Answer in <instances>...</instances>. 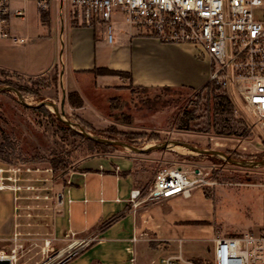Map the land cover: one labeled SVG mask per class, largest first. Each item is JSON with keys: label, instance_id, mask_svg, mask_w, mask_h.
I'll list each match as a JSON object with an SVG mask.
<instances>
[{"label": "crops", "instance_id": "0c3cea01", "mask_svg": "<svg viewBox=\"0 0 264 264\" xmlns=\"http://www.w3.org/2000/svg\"><path fill=\"white\" fill-rule=\"evenodd\" d=\"M6 1L11 37L0 39V70L26 78L59 70L67 93H78L84 101L79 109L83 113L90 106V97L84 93L88 88L97 95L124 86L119 77L98 76L92 86L82 89L78 77L93 75L98 69L127 74L138 87L199 89L208 83L209 63L196 60L181 44L158 42L131 26L117 32V44L108 43L104 24L83 26L71 15L70 6L59 0H52L45 11L39 9L36 0ZM17 11L24 16L17 17ZM98 26L103 27L99 32ZM12 37L25 42H14ZM98 113L92 107V112L87 111L88 121L96 123ZM152 155L122 150L82 160L54 188L46 182L52 195L50 191L32 194L26 187L35 185L36 178L31 179L24 169L13 172L14 166L0 160V178H5L0 186H6L0 188V252H11L23 243L19 235L27 234L29 209H39L38 216L44 217L43 229L49 230L44 229L49 234L44 250L58 252L81 245L66 264H156L162 257H155L161 252L165 257L179 255L171 251L168 238L173 229H186L178 224L203 220L202 213L192 211L191 199L204 204L205 199L195 191L189 199L174 197L132 204L131 192L146 191L152 184L153 177L144 176L140 164L151 161ZM47 194L49 199L45 198ZM57 194L62 195L60 206L53 199ZM198 231L206 235L202 229ZM241 234L234 231L235 236ZM199 235L198 240H204Z\"/></svg>", "mask_w": 264, "mask_h": 264}, {"label": "rangeland", "instance_id": "374dc122", "mask_svg": "<svg viewBox=\"0 0 264 264\" xmlns=\"http://www.w3.org/2000/svg\"><path fill=\"white\" fill-rule=\"evenodd\" d=\"M108 25L112 27L115 44L118 43L117 32L129 27L119 10L113 12L111 21L104 27L107 29ZM97 29L99 32L103 27L98 26ZM180 46L190 51L196 60L209 63L210 77L212 67L208 55L194 45ZM92 73L78 77L82 89L92 86L98 76L119 77L124 86L118 91L97 95L87 87L89 90L84 93L90 97V106L86 113L79 111L81 107L71 105L69 95L72 93H67L59 70L36 78L0 70V83L9 82L11 85L6 86L20 87L29 105L55 103L60 112L63 110L66 120L79 124L100 138L120 140L137 148L176 141L200 149L218 150L240 162L264 161V140L254 125V119L241 106L237 94H231V97L233 103L234 100L237 103L238 114L234 112V105H229L222 97V92L215 87H205L208 83L199 89L188 86L146 88L134 86L124 73L109 69H98ZM92 107L99 111L96 123L88 121L87 111L92 112ZM74 132L61 124L52 107L29 108L21 104L15 93H0V144L3 143L2 135L12 141L13 162L9 164L16 169H31V179L36 178L33 180H48L47 184L54 188L76 170V164L82 160L122 150L135 154L120 147L95 146ZM148 154H153L151 161L140 164L144 168V176L153 177L152 183L163 168L200 169L208 181L207 185L195 190L200 191L205 204L191 199L192 211L202 213L203 220L178 224L186 229L172 230L168 238L171 251L197 263L211 261L216 238L235 236L234 231L244 234L264 231V166L243 168L224 158L201 155L179 146ZM34 170L38 171L34 173ZM30 192L34 194L37 191ZM29 212L31 215L27 222L30 224L25 227L27 234L19 235L23 238V243L18 245L19 263L40 264L55 252L44 250L49 234L44 232V217L38 216L39 209H29ZM258 224L262 225L261 231L255 229ZM198 229L205 231L206 235H199ZM197 235L204 240H198ZM157 257L165 256L161 252L155 259Z\"/></svg>", "mask_w": 264, "mask_h": 264}, {"label": "built area", "instance_id": "2783aa9c", "mask_svg": "<svg viewBox=\"0 0 264 264\" xmlns=\"http://www.w3.org/2000/svg\"><path fill=\"white\" fill-rule=\"evenodd\" d=\"M52 0H36L40 10L49 9ZM71 8V15L80 24L93 27L108 24L119 10L129 26L141 30L164 44L194 45L211 61L208 83L228 96L237 113L240 99L243 109L254 119L264 140V0H59ZM3 6H5L3 8ZM9 11L6 0H0V39L10 38ZM23 17L21 11L15 14ZM107 40L112 43V27L107 26ZM17 43L24 39L12 37ZM22 169H12L18 173ZM27 173L31 169H24ZM38 170H34L37 172ZM2 172V170H1ZM10 180L12 178H9ZM5 178H0L4 182ZM16 181V180H15ZM39 181V180H37ZM208 184L204 173L183 168H163L146 191L133 190L132 204L162 202L174 197L189 199L197 188ZM2 184L0 188H5ZM17 189V188H16ZM20 189V187H18ZM27 190L34 187L28 185ZM39 196H37L38 198ZM57 205L62 195L57 194ZM46 199L48 196L45 197ZM139 201V202H138ZM81 246V245H80ZM80 246L55 252L40 264H66ZM18 247L10 253L0 252L1 260L20 264ZM264 264V231L246 233L214 240L211 261L197 263L177 256L163 257L156 264Z\"/></svg>", "mask_w": 264, "mask_h": 264}, {"label": "water", "instance_id": "95a60500", "mask_svg": "<svg viewBox=\"0 0 264 264\" xmlns=\"http://www.w3.org/2000/svg\"><path fill=\"white\" fill-rule=\"evenodd\" d=\"M1 92H13V93H15L17 95L19 101L21 102V104L26 106V107H29V108H42V107H47V106L52 107L54 109V112L56 114L57 119L60 122L64 123L70 129L74 130L75 132L82 135L86 139H88L92 142L104 145V146L120 147V148L126 149L130 152H133L135 154H142V155L151 153L153 151L166 150V149H169L171 146H174V147L175 146H181V147H184V148H186L192 152H195V153H198L201 155L218 156V157L224 158L228 162H230L231 164L237 165V166L243 167V168H254V167L264 166V161H261V162H240V161L233 160L228 155H226L224 152H221L218 150L200 149V148L193 146L191 144H188V143H182V142H176V141H167L164 144L152 146L149 148H137L133 145H130V144L123 142V141H120V140L100 138L96 135H92V134L88 133L79 124H76V123H73L69 120H66L64 118L63 110L60 112L59 108L57 107V105L55 103L41 102L40 104H38L36 106L29 105L25 102L24 96L22 95V93L20 91H18L16 88L11 87V86L0 87V93ZM0 264H11V261L10 260H1Z\"/></svg>", "mask_w": 264, "mask_h": 264}, {"label": "trees", "instance_id": "16d2710c", "mask_svg": "<svg viewBox=\"0 0 264 264\" xmlns=\"http://www.w3.org/2000/svg\"><path fill=\"white\" fill-rule=\"evenodd\" d=\"M43 19L46 20L47 19V14H43L42 15ZM11 85V83H6V82H3V83H0V86H6V85ZM213 87V85H211L210 83H208L205 87ZM14 87V86H13ZM15 88L20 91V92H23V90L18 87V86H15ZM77 97V98H76ZM222 97L225 99V101L231 105L230 101H229V98L227 95L223 94ZM74 98L77 99V103H75L74 101ZM69 101L71 103L72 106H75V107H82L83 106V101L81 100V98L78 96V94H70L69 95ZM62 125H65L61 122ZM75 135H78L80 137H83L82 135L78 134V133H75ZM2 138H3V143L0 144V160L3 161V162H6V163H12L13 162V154H14V148L12 146V141L5 135H2ZM109 139H112V138H109ZM90 141V140H89ZM91 143H93L95 146H98V147H105V148H112V149H118L119 147H115V146H104V145H101V144H98V143H95V142H92L90 141ZM56 169H57V166H56Z\"/></svg>", "mask_w": 264, "mask_h": 264}, {"label": "flooded vegetation", "instance_id": "af4514ba", "mask_svg": "<svg viewBox=\"0 0 264 264\" xmlns=\"http://www.w3.org/2000/svg\"><path fill=\"white\" fill-rule=\"evenodd\" d=\"M46 182H47V180H39V181H37V183L35 184V185H33V187H34V190H36L37 191V193L39 192V191H41V192H44V191H49V187H47L45 184H46ZM33 190V191H34ZM35 193V192H34ZM47 196H48V194H47ZM50 197L48 196V198L47 199H49ZM53 199L55 200V203H57V197L56 196H53Z\"/></svg>", "mask_w": 264, "mask_h": 264}, {"label": "bare ground", "instance_id": "6f19581e", "mask_svg": "<svg viewBox=\"0 0 264 264\" xmlns=\"http://www.w3.org/2000/svg\"><path fill=\"white\" fill-rule=\"evenodd\" d=\"M176 147H178V146H176ZM179 147H181V146H179ZM184 148V147H183Z\"/></svg>", "mask_w": 264, "mask_h": 264}]
</instances>
